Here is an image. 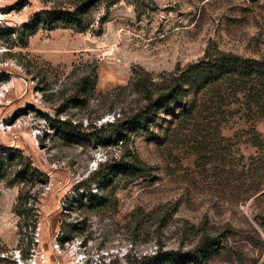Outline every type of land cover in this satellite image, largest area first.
I'll list each match as a JSON object with an SVG mask.
<instances>
[{"label":"rangeland","instance_id":"374dc122","mask_svg":"<svg viewBox=\"0 0 264 264\" xmlns=\"http://www.w3.org/2000/svg\"><path fill=\"white\" fill-rule=\"evenodd\" d=\"M82 1L1 0L0 31L17 34L35 13ZM102 17L100 36L40 28L26 47L15 34L0 37V144L43 174L26 204L17 205L21 185L0 183V264H170L165 255L147 258L191 250L204 236L221 245L206 264H264V108L248 121L244 89L227 80L187 87L149 134L123 145L94 147L57 129L105 134L138 104L125 89L132 72L160 82L208 48L253 60L264 73V0H100L88 22ZM94 75L85 95L77 84ZM250 124L261 148L251 144ZM127 152L144 173L98 190L93 173ZM89 192L109 203L87 209Z\"/></svg>","mask_w":264,"mask_h":264},{"label":"trees","instance_id":"16d2710c","mask_svg":"<svg viewBox=\"0 0 264 264\" xmlns=\"http://www.w3.org/2000/svg\"><path fill=\"white\" fill-rule=\"evenodd\" d=\"M100 0H83L72 10L52 9L35 13L31 19L23 25V30L15 34L14 30L1 32V36L15 34L21 47L27 46V40L40 28L52 31L63 27L74 30L77 33L92 31L95 36L103 33L105 17L98 19L96 26L88 22V15L91 9ZM94 29V30H92ZM260 65V64H259ZM96 76L82 77L77 87L83 93L90 94L94 89ZM157 80L153 74L144 70L134 71L125 89L131 88L138 95V104L131 112L118 115L111 123L107 124L106 133L80 134L76 125L61 123L57 129L60 134L67 138L83 139L92 141L94 147H106L112 145L126 144L132 135L149 134L156 124L159 116L170 110L174 104L181 102L187 87H195L202 83L201 87L213 84L219 80L229 81L233 84L234 90L241 91L243 97L248 99V121L262 118L258 111L264 108V73L258 63L241 58L233 54H226L217 49L206 50L200 62L188 64L183 68L177 67L172 72H165ZM92 80V81H90ZM204 80L205 82H200ZM207 80V81H206ZM90 81V82H89ZM248 89L244 88L247 85ZM201 89V88H200ZM248 94H247V92ZM218 98H220L218 96ZM255 109V110H254ZM194 111V107L189 108V114ZM101 130V128H100ZM251 144L256 148L262 147V142L256 132L255 126L250 124L248 128ZM128 153V152H127ZM145 168L138 158L131 154H126L124 158L111 163H105L93 173V181L100 191L111 190V187L119 181L131 182L142 173ZM43 174L39 172L29 158L25 157L21 150L0 144V183L7 187L20 186L17 205L26 204L30 199L31 187L40 183ZM109 203L106 194L88 193L86 203L83 205L87 209L104 208ZM16 205V208H17ZM29 212L30 210H26ZM26 212V213H27ZM19 215H24L19 213ZM27 217L26 219H28ZM29 228H31L29 226ZM32 229H35L33 225ZM221 249L217 238L204 236L201 242L193 249L185 252H156L148 260H157L161 255H165L163 260L170 264H206V262ZM2 250L1 252H3Z\"/></svg>","mask_w":264,"mask_h":264},{"label":"built area","instance_id":"2783aa9c","mask_svg":"<svg viewBox=\"0 0 264 264\" xmlns=\"http://www.w3.org/2000/svg\"><path fill=\"white\" fill-rule=\"evenodd\" d=\"M4 15L2 13H0V25H2L5 21H4Z\"/></svg>","mask_w":264,"mask_h":264},{"label":"crops","instance_id":"0c3cea01","mask_svg":"<svg viewBox=\"0 0 264 264\" xmlns=\"http://www.w3.org/2000/svg\"><path fill=\"white\" fill-rule=\"evenodd\" d=\"M1 1V0H0Z\"/></svg>","mask_w":264,"mask_h":264}]
</instances>
